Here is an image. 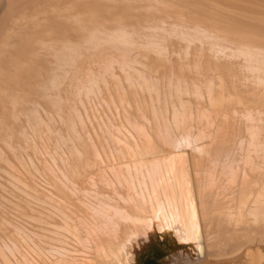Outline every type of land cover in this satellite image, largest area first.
<instances>
[{"label": "bare ground", "instance_id": "obj_1", "mask_svg": "<svg viewBox=\"0 0 264 264\" xmlns=\"http://www.w3.org/2000/svg\"><path fill=\"white\" fill-rule=\"evenodd\" d=\"M194 125L209 143L171 153ZM134 147L146 161L115 169ZM96 167L116 197L97 199ZM151 247L160 264H264V0H0V264Z\"/></svg>", "mask_w": 264, "mask_h": 264}, {"label": "water", "instance_id": "obj_2", "mask_svg": "<svg viewBox=\"0 0 264 264\" xmlns=\"http://www.w3.org/2000/svg\"><path fill=\"white\" fill-rule=\"evenodd\" d=\"M225 106L228 108V109H236V110H240V107H238V106H234L232 103H230V101H226V104H225ZM195 117H196V114H195V112L194 113H192V114H190L188 117H187V121L189 120V121H191V119L193 118V120H195ZM133 121H135V123L136 122H138V123H141L142 122V119H139V118H131ZM115 126H119V125H115ZM194 128H193V130L192 131H190V134H189V136H190V143L188 142L187 143V145H182V146H177L176 147V149L175 150H171V153H176V154H182V155H189V153L191 152V151H196V149H198V148H200V147H202V146H205L206 144H208L209 143V141H210V138H205V137H203V138H200V137H198L197 135H196V131H198V127L196 126V125H194L193 126ZM178 129H180V130H177V131H182L183 129H181V128H178ZM176 133V132H175ZM115 134L117 135L118 133H117V131H115ZM177 134V133H176ZM153 145H157V143L158 142H156L155 141V139L154 140H151L150 141ZM159 144V143H158ZM138 147V146H137ZM144 147V146H143ZM157 150H159V148L157 149ZM159 152H161V150L159 151ZM132 153V154H131ZM131 154V155H130ZM120 155L122 156V157H119V158H121V159H119L117 162L116 161H114V165H115V169L116 168H120V167H129V168H132V165H133V161H137V160H143V161H146L145 159H146V157H147V152H146V149H144V148H142V150L141 149H139V148H137L136 149V147H134V148H131V150L130 149H124L121 153H120ZM123 159V160H122ZM191 169V168H190ZM101 170H102V168H100V167H96L93 171H92V175L96 178V181H97V183H96V188H97V190H98V194H99V197L97 198L98 200H102V201H108L109 199H111V198H114V197H116V195L118 194L117 193V190H115L114 189V187L115 188H117V185H118V182L117 181H115L114 180V183H112L111 181H110V177L108 178V182H106V181H101V179H103L102 178V176H104L103 174V172H101ZM132 171H134V170H132ZM192 172V171H191ZM132 173V172H131ZM102 174V175H101ZM131 175H133V173L131 174ZM100 176H101V179H100ZM109 176V175H108ZM116 176H118L117 174H116ZM104 180V179H103ZM76 183H78V180H77V182ZM114 187H113V186ZM81 186V188H82V184L80 185ZM78 196H80V193L78 194ZM65 200L69 203V208H67V209H69L70 211H71V213L72 214H76L77 213V210L73 207L74 206V201L72 200H69L68 198H65ZM73 202V203H72ZM125 211V210H124ZM158 211H156V212H154L153 213V211H150L149 213H146V214H139L138 216H136L137 218H140V219H143V220H146V221H148V222H151V225L153 224V222H154V220H157V219H159V218H161V217H163V216H161L160 214H159V212L157 213ZM109 213L111 214V216H114L115 215V213H116V210H113L112 211V209H111V211H109ZM25 223V222H24ZM18 225V227H20V228H23V227H26V225H23V222L22 223H19V224H17ZM150 225V226H151ZM154 226H156V227H158V225H156V224H154ZM153 226V227H154ZM121 232V233H120ZM139 233V232H138ZM111 234H113V233H111ZM113 235H115V239L117 238L118 240L121 238V241H122V243H123V245H125V246H127L128 245V247H127V250L128 249H132L133 250V247L134 246H132L131 247V244H132V240L131 241H129V240H127V241H125V239H127V235H126V232L125 231H123V230H121L120 231V227H118L117 229H116V231H115V234H113ZM136 237H143V235H141V234H136L135 235ZM116 239V240H117ZM136 239V238H135ZM134 241V240H133ZM148 242V241H147ZM147 242H146V244H147ZM134 245L135 244H139L137 241H135V243H133ZM138 247H139V245H138ZM149 252V253H148ZM150 254L151 256V258H154V257H161V256H163L164 254H159V253H155L154 251H153V248L151 247V249L149 250V251H147L146 253H141V254H135L134 256H132L131 258L132 259H130V263H136V264H139V262L141 261V260H143L144 258H146V256H145V254ZM150 259V258H149ZM147 260V259H146Z\"/></svg>", "mask_w": 264, "mask_h": 264}, {"label": "snow or ice", "instance_id": "obj_3", "mask_svg": "<svg viewBox=\"0 0 264 264\" xmlns=\"http://www.w3.org/2000/svg\"><path fill=\"white\" fill-rule=\"evenodd\" d=\"M116 36L119 39L118 41H115V42L118 44L124 45V46H132V42L137 41L136 34H132L129 32H119V33H116ZM153 43H158V41H153ZM113 171H115V169H113ZM73 255H76V253H73ZM32 264H34V261L32 262Z\"/></svg>", "mask_w": 264, "mask_h": 264}, {"label": "rangeland", "instance_id": "obj_4", "mask_svg": "<svg viewBox=\"0 0 264 264\" xmlns=\"http://www.w3.org/2000/svg\"><path fill=\"white\" fill-rule=\"evenodd\" d=\"M154 251V250H153ZM155 253L157 252V251H154ZM149 253V252H148ZM145 254V256H146V258H144L143 260H141L140 262H139V264H160V262H161V260L162 259H164V258H166L167 257V255H163V256H161V257H154V258H151L150 256V254ZM150 258V259H149ZM147 259V260H146ZM136 264V263H135Z\"/></svg>", "mask_w": 264, "mask_h": 264}]
</instances>
